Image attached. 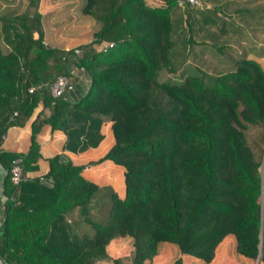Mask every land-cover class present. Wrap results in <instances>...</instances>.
I'll list each match as a JSON object with an SVG mask.
<instances>
[{
	"label": "trees",
	"instance_id": "1",
	"mask_svg": "<svg viewBox=\"0 0 264 264\" xmlns=\"http://www.w3.org/2000/svg\"><path fill=\"white\" fill-rule=\"evenodd\" d=\"M199 1L176 11L174 0H85L81 12L98 29L68 50L42 43L38 0L0 15L5 263L144 264L162 241L208 262L232 234L238 254L264 264V0ZM80 73L87 86L71 98ZM58 76L72 89L53 97ZM104 122L112 142L100 158L75 164L57 153L28 176L42 125L63 133L61 151L80 153L99 144ZM26 124L27 149L3 150L6 129ZM16 159L22 179L13 184ZM102 160L123 171L122 196L110 192L105 205L95 198L101 184L81 174ZM123 236L129 255L110 259L106 244Z\"/></svg>",
	"mask_w": 264,
	"mask_h": 264
},
{
	"label": "crops",
	"instance_id": "2",
	"mask_svg": "<svg viewBox=\"0 0 264 264\" xmlns=\"http://www.w3.org/2000/svg\"><path fill=\"white\" fill-rule=\"evenodd\" d=\"M264 37V36H263ZM249 38L252 39L250 36ZM254 40V39H252ZM258 41V40H257ZM239 44L244 46L245 41H240ZM253 57V54H249ZM263 58H257L260 63ZM81 74V73H80ZM78 81L74 86V91L71 98L76 94L82 93L85 90L88 79L79 76ZM79 82V83H77ZM103 134L102 140L94 148H88L80 153H71L61 151L60 146L63 142L64 135L59 130L50 131L47 125H42L36 134V140L39 144L40 158L38 159V170L27 173L28 176L33 174L42 175L47 171L46 158L60 153L61 156L67 157L75 164H84L89 161H95L100 158L110 146L112 139L109 131V124L104 122L101 125ZM29 129L27 124L23 127L10 126L2 138L1 147L6 151L24 152L29 143ZM81 174L92 181H97L101 184V188L95 194L99 204L105 205L107 196L110 192H114L118 196L123 194V171L120 166L113 164L111 161L102 160L98 163L85 166ZM4 170L0 168V214L3 211V195H2V180ZM102 207V206H101ZM98 209L90 210V216L93 219L100 220L101 215ZM132 249V241L128 236L115 237L105 246L106 254L110 259L124 258L129 255ZM257 259L252 260L238 254L235 250V239L232 234L225 235L215 246L213 256L210 261L204 262L199 258H195L188 254L180 253L177 246L171 242H158L156 245L155 254L144 261V264H256ZM97 264H113L111 261H99Z\"/></svg>",
	"mask_w": 264,
	"mask_h": 264
},
{
	"label": "rangeland",
	"instance_id": "3",
	"mask_svg": "<svg viewBox=\"0 0 264 264\" xmlns=\"http://www.w3.org/2000/svg\"><path fill=\"white\" fill-rule=\"evenodd\" d=\"M175 1V0H174ZM202 1V0H201ZM85 0H38L37 12L40 15V26L42 31V43L47 46H56L64 50L72 49L82 43L89 42L92 34L98 29V24L88 15L81 12ZM176 11H184V4H179ZM27 0H0V15L21 14L26 9ZM186 5V4H185ZM0 19V49L2 52L8 51L1 32ZM262 32H264L262 30ZM36 36L35 34H33ZM264 34L258 42L264 44ZM106 43H102L104 45ZM233 45V44H232ZM238 45L234 43V46ZM97 49L100 47L95 45ZM75 55V51L73 50ZM264 70V59L260 62ZM172 79H176V75ZM84 77V74H80ZM161 77L168 78L167 75ZM168 78V79H170ZM164 79V78H162ZM68 82V80H67ZM248 143L258 151L260 141L255 129L247 132ZM259 152V151H258ZM256 264H258L256 262Z\"/></svg>",
	"mask_w": 264,
	"mask_h": 264
},
{
	"label": "built area",
	"instance_id": "4",
	"mask_svg": "<svg viewBox=\"0 0 264 264\" xmlns=\"http://www.w3.org/2000/svg\"><path fill=\"white\" fill-rule=\"evenodd\" d=\"M179 4L188 3L193 6L197 7H203V4L199 0H175ZM108 46H111V43H107ZM66 76H58L55 81L50 86V94L53 97L60 96L61 94L67 92L68 90L72 89V84H69L67 82ZM31 91V89H29ZM15 114V112H13ZM19 159H16L14 161V164L12 165L9 173H10V181L13 184H18L19 181L22 179V173L21 168L19 166ZM2 215L0 214V221H1ZM0 264H7L3 261V259L0 257Z\"/></svg>",
	"mask_w": 264,
	"mask_h": 264
},
{
	"label": "water",
	"instance_id": "5",
	"mask_svg": "<svg viewBox=\"0 0 264 264\" xmlns=\"http://www.w3.org/2000/svg\"><path fill=\"white\" fill-rule=\"evenodd\" d=\"M63 159V156H60V160H62Z\"/></svg>",
	"mask_w": 264,
	"mask_h": 264
}]
</instances>
